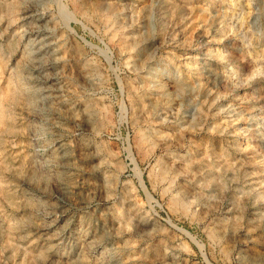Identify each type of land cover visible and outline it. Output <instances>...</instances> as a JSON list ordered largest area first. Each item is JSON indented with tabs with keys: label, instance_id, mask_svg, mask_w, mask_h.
I'll return each instance as SVG.
<instances>
[{
	"label": "rangeland",
	"instance_id": "374dc122",
	"mask_svg": "<svg viewBox=\"0 0 264 264\" xmlns=\"http://www.w3.org/2000/svg\"><path fill=\"white\" fill-rule=\"evenodd\" d=\"M263 60L264 0H0V264H264Z\"/></svg>",
	"mask_w": 264,
	"mask_h": 264
},
{
	"label": "bare ground",
	"instance_id": "6f19581e",
	"mask_svg": "<svg viewBox=\"0 0 264 264\" xmlns=\"http://www.w3.org/2000/svg\"><path fill=\"white\" fill-rule=\"evenodd\" d=\"M34 7V6H33ZM29 8H27V10H23V13L24 14H26V15H30V16H28L27 17V19L26 20H29V19H31L32 17H33V13H34V10H28ZM31 9V8H30ZM41 21V20H40ZM35 22V21H34ZM36 23H38V22H36ZM40 24V23H39ZM41 25V24H40ZM39 27V26H38ZM40 28V27H39ZM32 33V32H31ZM264 61V60H263ZM3 97H5V96H3ZM3 106V105H2ZM205 115V114H204ZM204 117V116H203ZM4 126V125H3ZM146 141H148V140H146ZM155 143V142H154Z\"/></svg>",
	"mask_w": 264,
	"mask_h": 264
}]
</instances>
